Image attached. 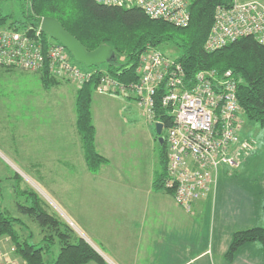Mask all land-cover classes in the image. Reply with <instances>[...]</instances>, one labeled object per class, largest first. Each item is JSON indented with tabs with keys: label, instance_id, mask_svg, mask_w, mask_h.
Here are the masks:
<instances>
[{
	"label": "built area",
	"instance_id": "2783aa9c",
	"mask_svg": "<svg viewBox=\"0 0 264 264\" xmlns=\"http://www.w3.org/2000/svg\"><path fill=\"white\" fill-rule=\"evenodd\" d=\"M190 1L96 0L124 8L138 7L148 17L176 26L188 23ZM42 33L39 24L32 31L0 27V67L46 70L55 79L73 81L77 88L96 72L88 66L80 68L60 42L51 38L44 41ZM243 36H252L264 45V4L253 0L218 4L205 48L214 50ZM135 73V81L100 74L94 89L135 99L151 121L157 104L167 110L172 122L163 136V188L176 204L192 211L198 200L215 191L220 167L237 168L255 149V140L239 132L241 107L235 79L230 70L219 76L213 69L198 70L188 77L180 62L157 49L142 53ZM12 250H0V264H26L12 256Z\"/></svg>",
	"mask_w": 264,
	"mask_h": 264
},
{
	"label": "trees",
	"instance_id": "16d2710c",
	"mask_svg": "<svg viewBox=\"0 0 264 264\" xmlns=\"http://www.w3.org/2000/svg\"><path fill=\"white\" fill-rule=\"evenodd\" d=\"M19 2L20 18H12L11 14L0 12V27L32 31L38 27L41 17L51 16L72 33L85 49L92 50L102 43L113 49L114 57L106 62V69L102 70L98 64L90 66L95 68L96 72L76 89L74 103L76 128L89 171H95L105 161V157L95 148V129L90 110L92 93L95 91L99 75L108 73L122 81H135L137 77L135 69L142 53L148 49H157L164 43L169 42L177 47L178 54L171 58L182 64L188 77H192L198 70L213 69L219 76L230 70L236 82L240 115L264 125V45L252 36H243L214 50L205 48L213 24L214 9L218 4H227L229 0H191L190 19L184 26L150 18L138 7L124 8L101 4L96 0H19ZM42 35L44 41L50 38L46 33ZM118 58L121 59L119 64L115 63ZM37 73L44 87L59 82L49 76L46 70ZM153 119V122L159 120L162 124V132L172 122L171 115L159 104L155 106ZM164 135L165 133L162 134ZM159 145L160 167L154 178V188L163 187L165 170L164 139ZM18 195L24 196L25 201L29 202L22 204L17 201L18 210L36 221L46 233L43 234L38 247L25 239L21 240L14 228L20 218L6 215L0 209V236L8 237L15 257L26 264H82L90 260L102 262L94 249L75 233L65 219L57 212L49 210L36 191L24 188L18 191ZM262 208L264 212V204ZM256 241L264 250V226L254 225L234 231L226 251L227 258L232 257L242 244ZM54 244L59 246L56 257L46 258L45 255H48Z\"/></svg>",
	"mask_w": 264,
	"mask_h": 264
},
{
	"label": "rangeland",
	"instance_id": "374dc122",
	"mask_svg": "<svg viewBox=\"0 0 264 264\" xmlns=\"http://www.w3.org/2000/svg\"><path fill=\"white\" fill-rule=\"evenodd\" d=\"M19 4V0H0V12L11 14L12 18H20ZM157 50L170 57H175L179 52L177 47L169 42L161 44ZM120 62V58L115 60L117 64ZM76 64L80 68L86 66L80 62ZM98 66L102 70L106 69V63H99ZM60 81L65 82L47 88L41 83L38 73L0 68V208L4 214L20 218V221L14 225L20 239H25L38 247L46 230H43L32 218L22 214L16 205L17 201L22 204L29 203L25 201L24 196L18 195V191L31 188L42 198L49 210L57 212L65 219L75 233L100 256L97 245L92 242L97 239L95 237L89 239L81 227L82 211L95 190L94 183H98L99 192L96 196H92V201L98 197L99 204L110 205L105 210L106 214L114 213L115 207L122 204H126L129 209L134 204V200L130 197L139 195L136 190L139 185L136 179L138 176L142 177L148 162L154 163L158 142H154L155 152L128 151L127 144L122 143L120 138L124 129L120 128L118 121L110 127L104 120L105 111L102 110L109 108L117 112L113 116L118 115L121 122L139 126L146 119L143 108L135 100L119 101L126 99L122 95H119L115 102L98 99L93 104L94 111H98L95 112L96 120L101 126L102 133L101 145L98 149L109 161H105L106 163L103 161V164L99 165L97 175L112 173L117 177L113 181L106 175L96 176L99 177L98 180L93 179L91 174H88V177H80L85 170L88 171V168L80 158L78 147L73 146L75 139L71 140L75 131L74 87L76 85L71 80L60 79ZM104 122L105 124L102 125ZM240 125V135L250 136L255 140L254 150L258 148L257 139L261 142V151L258 148L259 157L255 164L258 165L257 172L264 171V125L251 121L242 114ZM150 127L153 128V123H150ZM163 131L162 134L165 133V128ZM223 167L225 166L220 167L219 172ZM238 182L242 183V181ZM244 182L250 183L248 180ZM130 190L132 194L129 193ZM111 209L112 211L109 212ZM99 211L100 209L95 208L94 205L88 211L85 209L84 223L88 224L87 217L99 215ZM208 214L211 215L210 210ZM255 215L256 223L262 225L263 210ZM86 230L88 231V228ZM6 239L8 237L0 236V246L8 245L9 239L7 242ZM250 244V257L257 264H264V250L260 243L256 241ZM58 251V244H54L45 257L53 259ZM10 254L14 256L12 252ZM100 258L102 264L104 262L116 264L105 254Z\"/></svg>",
	"mask_w": 264,
	"mask_h": 264
},
{
	"label": "crops",
	"instance_id": "0c3cea01",
	"mask_svg": "<svg viewBox=\"0 0 264 264\" xmlns=\"http://www.w3.org/2000/svg\"><path fill=\"white\" fill-rule=\"evenodd\" d=\"M253 1L264 4V0ZM58 81L54 85L65 82ZM74 89L76 92L77 85ZM118 96L117 94H101L96 91L92 93L90 110L95 129L94 144L100 155L102 154L98 147L101 145L102 133L101 126L96 120L95 112L98 111H94L93 104L98 99L115 102L118 100ZM123 97L126 99L123 98L124 100L119 101L130 102L133 100ZM102 111H105L104 120L110 127L118 121L120 128L124 129L120 138H122V143L127 144L128 151L143 153L148 152L146 150H151L155 152L154 142H158V148L154 163L148 162L142 177L138 176L136 179L139 184L136 187L139 195L130 197L134 200V204L129 209L126 204H122L115 207L114 213L106 214L105 210L110 205L99 204L98 197L92 201V196H96L99 192L97 182L94 183L95 190L90 195L91 197L87 201L84 198L86 204L82 211L81 227L89 239L92 240L91 237L97 239L92 242L97 245L99 253H101L100 256L105 254L116 264H257L250 257L251 242L242 244L230 258H227L226 251L234 231L260 225L256 223L255 215L258 211L263 210L264 204V171L257 172L258 165L255 164L259 157L257 155L258 148L261 151L259 139H257L258 148L242 161L239 167L231 169L225 166L222 171L218 172L215 191L206 199L198 200L192 211L188 212L174 202L169 191L153 187L154 178L159 169L160 149V142L154 127L155 122L146 117L139 126L132 123L126 124L121 122L118 115L113 116L117 112L111 111L109 108ZM150 123H153V128L150 127ZM104 124L105 122L102 125ZM74 130L71 140L75 139L73 146L78 147V151L81 153L80 158L85 163L80 135L76 128V118ZM102 156L106 158V156ZM105 161L109 160L106 158ZM98 172L99 166L93 172L85 170L80 177H88V174H91L93 179L98 180L99 177L96 178V176L106 175L112 181L117 177L112 173L97 175ZM245 180L250 183L247 184L244 182ZM255 180L258 182L256 183ZM238 181H242V183ZM129 193L132 194V190ZM92 205L100 209V214L87 217L88 224L84 223L85 209L88 211ZM111 211L112 209L109 210V212ZM203 214L204 216H202ZM261 226H264V218ZM7 241L8 239H6ZM9 244L10 241L7 246H0V250L10 251L12 247ZM245 251H247L246 254ZM82 264L102 263L90 260ZM104 264L106 263L104 262Z\"/></svg>",
	"mask_w": 264,
	"mask_h": 264
},
{
	"label": "water",
	"instance_id": "95a60500",
	"mask_svg": "<svg viewBox=\"0 0 264 264\" xmlns=\"http://www.w3.org/2000/svg\"><path fill=\"white\" fill-rule=\"evenodd\" d=\"M39 27L50 38L60 42L71 54L72 58L88 67L106 63L114 57L113 49L108 44H100L92 50H87L81 42L54 17L43 16L39 21ZM155 132L159 142L163 141L162 124L154 123Z\"/></svg>",
	"mask_w": 264,
	"mask_h": 264
},
{
	"label": "clouds",
	"instance_id": "9594fccd",
	"mask_svg": "<svg viewBox=\"0 0 264 264\" xmlns=\"http://www.w3.org/2000/svg\"><path fill=\"white\" fill-rule=\"evenodd\" d=\"M77 62V61H76ZM163 188V187H162ZM164 189V188H163Z\"/></svg>",
	"mask_w": 264,
	"mask_h": 264
},
{
	"label": "bare ground",
	"instance_id": "6f19581e",
	"mask_svg": "<svg viewBox=\"0 0 264 264\" xmlns=\"http://www.w3.org/2000/svg\"><path fill=\"white\" fill-rule=\"evenodd\" d=\"M234 171V170H233Z\"/></svg>",
	"mask_w": 264,
	"mask_h": 264
}]
</instances>
